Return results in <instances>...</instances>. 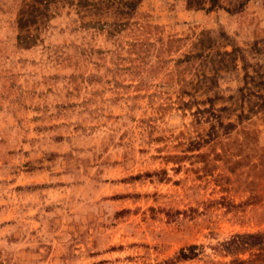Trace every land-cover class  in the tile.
<instances>
[{
  "label": "rangeland",
  "instance_id": "1",
  "mask_svg": "<svg viewBox=\"0 0 264 264\" xmlns=\"http://www.w3.org/2000/svg\"><path fill=\"white\" fill-rule=\"evenodd\" d=\"M0 264H264V0H0Z\"/></svg>",
  "mask_w": 264,
  "mask_h": 264
},
{
  "label": "trees",
  "instance_id": "2",
  "mask_svg": "<svg viewBox=\"0 0 264 264\" xmlns=\"http://www.w3.org/2000/svg\"><path fill=\"white\" fill-rule=\"evenodd\" d=\"M191 255L192 254H189V252H186L184 249H181L180 252H179L178 258L186 259V258H190Z\"/></svg>",
  "mask_w": 264,
  "mask_h": 264
}]
</instances>
